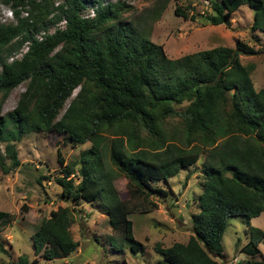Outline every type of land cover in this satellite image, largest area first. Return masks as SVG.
<instances>
[{
    "label": "trees",
    "instance_id": "obj_1",
    "mask_svg": "<svg viewBox=\"0 0 264 264\" xmlns=\"http://www.w3.org/2000/svg\"><path fill=\"white\" fill-rule=\"evenodd\" d=\"M205 1L212 9L211 24L230 25L247 5L254 10L252 28L264 32V0ZM0 2L14 17L0 22V111L25 85L17 107L0 118V143H5L0 166L6 158L21 165L15 141L29 132L55 131L67 144L90 142L78 163L66 165L57 178L62 196L88 203L102 198L112 227H124L125 241L137 253L142 243L129 218L133 201L155 192L167 197L168 191L153 183H167L200 163L203 181L193 234L186 243H157L154 249L163 256L160 264H222L229 219L264 213V88L255 86L256 65L241 59L260 50L239 41L236 47L170 58L150 37L149 20L161 16L159 7L147 18L126 20L130 6L121 1ZM89 8L93 17L84 14ZM176 13L189 16L179 7ZM26 44L28 50L16 57ZM78 164L76 182L72 175ZM118 176L128 180L126 200L114 186ZM9 216L0 211V224ZM72 219L69 206L44 218L32 236L35 253L50 261L74 253L79 242L70 230ZM263 241L264 230L251 226L247 252L262 254ZM0 250L8 252L2 242ZM18 264H29L28 258L21 256Z\"/></svg>",
    "mask_w": 264,
    "mask_h": 264
},
{
    "label": "rangeland",
    "instance_id": "obj_2",
    "mask_svg": "<svg viewBox=\"0 0 264 264\" xmlns=\"http://www.w3.org/2000/svg\"><path fill=\"white\" fill-rule=\"evenodd\" d=\"M117 1L130 6L124 14L126 20L147 18L153 9L160 8L161 16L149 20L150 37L153 42L164 46L170 58L219 46L236 47L239 41L260 50L255 55L243 54L241 59L245 65H256L252 74L255 86L264 88V32L252 28L254 10L249 6L244 5L235 12L230 25H213L209 22L212 14L210 2L205 0H104L105 3ZM177 7L188 11V18L176 13ZM86 11L90 13L91 8ZM9 12V7L0 2V22L14 21ZM54 30L52 27L51 32ZM25 49L26 46L16 57H21ZM24 90L25 85H21L11 93L2 106L0 118L17 107ZM15 143L21 165L15 167L11 159L6 158L4 167L0 166V211L10 214L8 223L0 224V242L8 251L0 250V261L5 264H18L23 255L29 264H160L163 256L154 249L157 243L163 247L175 242L186 243L193 234L192 214L198 212L203 181L200 163L182 169L167 183H153L166 189L167 197L155 192L147 199L133 201L135 212L129 218L133 221L136 240L142 243L139 252L134 253L131 244L125 241L124 227H112L102 198L88 203L62 196L63 187L57 178L63 177L66 165L78 163L90 142L67 144L63 134L50 131L26 133ZM0 149L5 154V143H0ZM58 150L64 165L58 160ZM79 168L78 164L75 176L72 175L76 182L80 180ZM127 185L125 176H118L114 181L123 200L129 198ZM61 206H69L72 210L70 230L79 247L66 258L50 261L35 253L32 236L42 220ZM251 226L264 230V213L252 219L246 216L229 219L222 241L225 252V257L220 259L222 264H264V241L259 245L262 254L253 256L247 252Z\"/></svg>",
    "mask_w": 264,
    "mask_h": 264
},
{
    "label": "built area",
    "instance_id": "obj_3",
    "mask_svg": "<svg viewBox=\"0 0 264 264\" xmlns=\"http://www.w3.org/2000/svg\"><path fill=\"white\" fill-rule=\"evenodd\" d=\"M10 13H11V10H10ZM84 14H85L86 17H93V16L95 15L94 10H93L92 8H91L90 13H87V11H86ZM43 35H44V34H39V35H37V37H38L40 40H42V39H43ZM25 46H26V49H25L24 52H26V51L28 50V44H26ZM22 55H23V53L21 54V56H22ZM18 57H20V56H18Z\"/></svg>",
    "mask_w": 264,
    "mask_h": 264
},
{
    "label": "clouds",
    "instance_id": "obj_4",
    "mask_svg": "<svg viewBox=\"0 0 264 264\" xmlns=\"http://www.w3.org/2000/svg\"><path fill=\"white\" fill-rule=\"evenodd\" d=\"M8 15H12V13L9 12ZM22 56H23V55H22ZM19 58H20V57H19Z\"/></svg>",
    "mask_w": 264,
    "mask_h": 264
}]
</instances>
